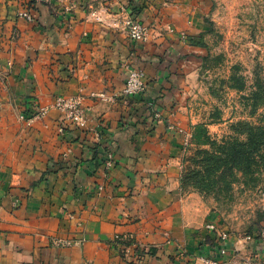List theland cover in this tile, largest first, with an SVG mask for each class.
Returning a JSON list of instances; mask_svg holds the SVG:
<instances>
[{"label": "crops", "instance_id": "0c3cea01", "mask_svg": "<svg viewBox=\"0 0 264 264\" xmlns=\"http://www.w3.org/2000/svg\"><path fill=\"white\" fill-rule=\"evenodd\" d=\"M106 4L113 12L136 7L147 39L130 40L116 20L111 26ZM206 4L35 0L28 7L0 0V264H202L205 256L245 264L264 254V242L231 237L220 256L207 222H187L165 157L177 135L149 124L154 107L186 98L183 57L201 53L188 38L205 30ZM23 9L33 20L18 15ZM127 62L144 69L146 91L102 101L100 93L122 89ZM58 95L83 98L85 128L50 106ZM44 106V116L31 117ZM54 237L70 244L55 246Z\"/></svg>", "mask_w": 264, "mask_h": 264}, {"label": "rangeland", "instance_id": "374dc122", "mask_svg": "<svg viewBox=\"0 0 264 264\" xmlns=\"http://www.w3.org/2000/svg\"><path fill=\"white\" fill-rule=\"evenodd\" d=\"M33 1L18 0L28 7ZM101 9L113 13L111 26L113 20L131 13L128 4L115 12L109 4ZM90 14L100 21L104 18L96 10ZM201 16L205 24L197 39L201 53L193 60L184 55L186 70L180 72L186 98L179 100L176 95L175 100H165L169 107H154L149 124L163 126L174 139L177 135L165 157L171 159L175 177L171 194L187 222L197 228L215 222L232 238L242 239L264 227V139L238 133L246 131L238 123L264 126V0H207ZM181 31L179 36L186 39ZM125 67L136 66L127 62ZM140 69L144 90L138 95L147 89ZM119 94L124 95L122 89L98 97L113 103ZM197 125L206 131L200 139L193 136ZM235 145L236 149H229ZM235 151H240L241 159ZM108 153L114 161L107 151L104 163Z\"/></svg>", "mask_w": 264, "mask_h": 264}, {"label": "built area", "instance_id": "2783aa9c", "mask_svg": "<svg viewBox=\"0 0 264 264\" xmlns=\"http://www.w3.org/2000/svg\"><path fill=\"white\" fill-rule=\"evenodd\" d=\"M18 15L20 17L26 18L27 20H33V16L31 15V13L25 10L19 11ZM118 22L121 26L122 31L130 40L140 42L147 39L149 34L147 25L139 22L137 19L132 18L131 15L123 16L122 19ZM115 23L116 22L114 21L113 24ZM143 75V71L140 68L128 67L124 86L122 88V92L125 96L138 95L143 92ZM50 106L60 113L63 120L67 124L74 125L80 128L86 127V109L83 104V98L80 95H58L54 98ZM47 110V106L40 107L33 113L31 117H42L46 114ZM59 131L62 132V127L59 128ZM112 163V155L108 153L106 156V162L104 163L105 168H110L112 166ZM205 228L210 232H214L216 235V239L218 241L217 253L220 256L225 255L227 251L226 244L231 239L229 232L215 222L206 223ZM239 240L251 242L261 241V243L264 242V227L259 228L258 230H256V232L246 234L242 239H237V241ZM51 243L55 246H66L70 244L68 240L56 237L52 238ZM253 254V257L248 258L245 264H264V254H261L260 252H255ZM200 261L202 264H224L220 259L206 256L202 257Z\"/></svg>", "mask_w": 264, "mask_h": 264}, {"label": "trees", "instance_id": "16d2710c", "mask_svg": "<svg viewBox=\"0 0 264 264\" xmlns=\"http://www.w3.org/2000/svg\"><path fill=\"white\" fill-rule=\"evenodd\" d=\"M137 11L138 10H137L136 7L135 8L134 7H131V13H130V15H131L132 18L136 19L135 17H136V12ZM200 38H201V34H198L197 36H193V37L191 36V37L188 38L190 40L189 43L192 44V45H200V41L197 40V39H200ZM238 124L241 125L242 128L246 129V131L241 130L242 132H238V133H240V134L246 133L249 137L262 138V139H264V126H252V125L247 124V123H244V124L243 123H238ZM205 132L206 131L203 128V126L197 125L195 127L193 136L195 137V139H198V138L200 139L201 138V135H203V133L205 134ZM237 147L238 146L235 145L233 147V149H232V147H230L229 149L234 150ZM235 153L239 155L238 156V159H241L242 158L240 151H235ZM235 163L238 164V163H240V161L237 160V162H235Z\"/></svg>", "mask_w": 264, "mask_h": 264}]
</instances>
